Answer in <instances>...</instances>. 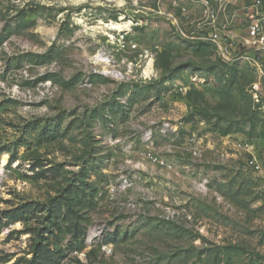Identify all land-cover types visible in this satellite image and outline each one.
I'll list each match as a JSON object with an SVG mask.
<instances>
[{
    "label": "rangeland",
    "instance_id": "1",
    "mask_svg": "<svg viewBox=\"0 0 264 264\" xmlns=\"http://www.w3.org/2000/svg\"><path fill=\"white\" fill-rule=\"evenodd\" d=\"M245 2L0 0V264H264Z\"/></svg>",
    "mask_w": 264,
    "mask_h": 264
},
{
    "label": "built area",
    "instance_id": "2",
    "mask_svg": "<svg viewBox=\"0 0 264 264\" xmlns=\"http://www.w3.org/2000/svg\"><path fill=\"white\" fill-rule=\"evenodd\" d=\"M241 12L243 14L240 17L239 23H233L232 26L238 29L228 31L230 38L234 39L240 37L238 43L244 48V54L248 57L256 55H264V0H245ZM205 4L208 8L207 21L210 24L215 25L219 22L221 17L226 18V23L223 25L225 29L230 28L228 17L226 13L221 16L222 8L211 5L210 1H206ZM224 9V8H223ZM222 11V12H221ZM225 12V11H224ZM214 35V41H216ZM239 149H244L250 153L247 157V167L254 171H262V164L259 158V154L254 151V146L245 143H238Z\"/></svg>",
    "mask_w": 264,
    "mask_h": 264
},
{
    "label": "trees",
    "instance_id": "3",
    "mask_svg": "<svg viewBox=\"0 0 264 264\" xmlns=\"http://www.w3.org/2000/svg\"><path fill=\"white\" fill-rule=\"evenodd\" d=\"M36 256H37V259H36V258L33 259V260L30 262V264H39V263H40V261H38V257H40V254H37Z\"/></svg>",
    "mask_w": 264,
    "mask_h": 264
}]
</instances>
